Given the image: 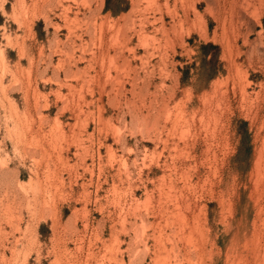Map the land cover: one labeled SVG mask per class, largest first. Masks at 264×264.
I'll use <instances>...</instances> for the list:
<instances>
[{
  "label": "rangeland",
  "instance_id": "374dc122",
  "mask_svg": "<svg viewBox=\"0 0 264 264\" xmlns=\"http://www.w3.org/2000/svg\"><path fill=\"white\" fill-rule=\"evenodd\" d=\"M62 1L66 18L56 0H0V264H155L134 253L153 231L186 243L177 197L196 214L178 264L263 261L264 0ZM123 17L150 39L133 36L117 83L88 59ZM140 213L155 224L139 241Z\"/></svg>",
  "mask_w": 264,
  "mask_h": 264
},
{
  "label": "bare ground",
  "instance_id": "6f19581e",
  "mask_svg": "<svg viewBox=\"0 0 264 264\" xmlns=\"http://www.w3.org/2000/svg\"><path fill=\"white\" fill-rule=\"evenodd\" d=\"M47 1L51 2L52 0H47ZM53 1L55 2V0H53ZM92 1L93 0H86L85 1L86 5L88 6L89 12H91V13L95 12L96 10L99 9L98 5L95 8L92 7ZM96 1L98 2L99 0H96ZM134 1H136V0H134ZM139 1H137V2L140 3ZM35 3H39V2L35 1ZM44 3H45V1H44ZM56 3H57V6L62 5L61 10H62L63 16L65 18L68 17V12L71 10V6L70 5H64L62 0H56ZM101 3H103V2H101ZM39 6L43 7V4L39 5ZM39 6H37V7H39ZM47 6H48V4H47ZM55 6H56V4H55ZM134 6H138V5H134ZM51 7L52 6H50V8ZM53 8H55V7H53ZM136 8H134V9H136ZM49 10H51V9H49ZM140 10H141V8H140ZM143 16H144V13H143ZM123 18H125V17H123ZM139 18H141V17H139ZM145 18H147V17H145ZM122 20L125 23H121ZM122 20L119 19L118 21H115L114 24L110 23L108 20H105V21L101 22L100 29H99V33L100 34H99V36H96V38L99 40V44L101 45V48L105 44L108 47L106 49H103L102 51H100V54H99L98 58H96V55H94L92 58L88 59L89 60L88 61L89 65L92 62H94V61H96L97 63L98 62L100 63L99 64L100 65V71L98 72V75L100 77L104 73L107 76L106 80L110 78V79L114 80L117 83L120 82L119 78H121L122 75L124 76L125 74L129 73L130 71H132L131 60L126 55L125 49L129 48L128 45H129V43H131L133 41V36L137 35L138 41H140V44L141 43L145 44L146 41L147 40L149 41V39H150L149 36L145 33L144 26H143L144 24L146 25V23H147V22L145 23L146 19L141 18L140 19V24L137 23L138 25H140L139 29H137V24L135 22L133 23V25H130V24H126V22L128 21L126 18L122 19ZM105 26H106V30L104 31V27ZM88 30H89V28H88ZM95 30H96V28H95ZM163 30H164V28H163ZM167 34H168V32L166 33V36H167ZM164 37H165V35H164ZM110 46L114 47V54H111V50L109 49ZM129 50H133V48H129ZM106 69H107V72L105 73ZM113 70L115 71V74H112ZM123 87H124V84L122 82V83L119 84L117 90L119 91ZM118 93L119 92H117V94ZM55 129H56V140L59 141L60 139H62V131L60 130V128L58 126H56ZM115 134L117 135L116 142H119L120 140H122L120 133L117 134L115 132L114 135ZM69 138H70V140L72 142H80L81 141L80 135L76 134L74 131L72 132V134L69 135ZM59 158L63 161V163H65V164L68 163V158L64 159V156H63V154L61 152H59ZM83 158H85V157H83ZM52 173L53 172L49 168L47 177L50 178ZM37 179L38 180L35 182V184H34V186L32 188L33 196H34V202H35L34 204H36V206L40 205L39 207L41 209L40 208L38 209L40 212L46 211V210H49V209L52 210L53 207L51 205V199L48 196V192L51 190V189H49L50 184L48 185L47 182L45 184H42L43 182H42L41 178L38 177V175H37ZM41 192H43V195H40ZM185 199H186V197H185ZM175 201H176V206L177 207H178V205L180 207H182L181 204H186V205H184L183 208H179L178 207L179 208L178 211L173 213V217L175 219L181 220V224H180L179 230L182 232V235L184 234V239H185L186 243L185 244H180V242H179L180 240L179 239L171 240V239L167 238L168 239V243L171 244L170 245L171 247H169V249H168L166 247L165 243H164L165 240L163 239L164 237L162 236V233L161 234L160 233L156 234V231H153L149 235H151V236H153L155 238L154 246H148V244L145 243L144 247L142 249L136 250V252L134 253L136 258H138L137 256L141 255V254H143L144 256L150 255V256H153V262H155V264H161L160 263L161 259L162 260L165 259V261H167L166 259L169 257V255L171 253H173L174 254L175 264H178V258L180 256L186 257V256H188V254H189V257L191 256L190 253H191V250H193V249H191L189 246H191V247L195 246V244H194V234H195L196 214L192 213L193 210L192 211L189 210V205H187L188 201L183 200V197H181V202L182 203L178 200V197H177V200H175ZM161 207L162 206H160V207L158 206V211L159 212L162 211ZM35 208L36 207L34 205V210H35ZM146 211L149 213L148 209ZM35 212H36V210H35ZM45 214H46V212H45ZM140 215H141V222H140L141 223V227L139 226V230H136L137 233H135V231H134V233H135L134 235H135L136 239H138L139 241L141 239V237H139V236H143V237L146 236L148 226H154V224H155V221H149L148 220L149 214L147 215L146 213H140ZM123 226H125V225L123 224ZM134 226H136V225H134ZM137 228H138V225H137ZM186 228L188 229V231H187ZM134 229H136V227ZM176 235H178V231L176 232L175 236ZM137 248L138 247H136V249ZM97 256H98V254H97ZM171 260L172 259H170V261ZM97 261H98L97 264H104L103 257H102L101 260L98 259ZM170 261H167L166 264H172V262L170 263ZM262 263L264 264V256H263V261H259V259H258V261L256 262V264H262ZM122 264H125V262H122ZM130 264H135L134 260L131 259L130 260Z\"/></svg>",
  "mask_w": 264,
  "mask_h": 264
}]
</instances>
